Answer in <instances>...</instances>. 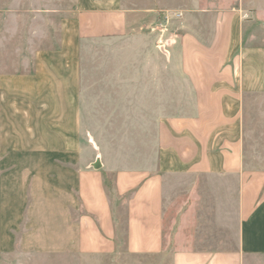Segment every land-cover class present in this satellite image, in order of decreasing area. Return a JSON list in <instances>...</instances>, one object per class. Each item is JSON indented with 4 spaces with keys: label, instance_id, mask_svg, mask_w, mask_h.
I'll return each instance as SVG.
<instances>
[{
    "label": "crops",
    "instance_id": "obj_1",
    "mask_svg": "<svg viewBox=\"0 0 264 264\" xmlns=\"http://www.w3.org/2000/svg\"><path fill=\"white\" fill-rule=\"evenodd\" d=\"M77 1L50 51L28 62L22 57L13 68L6 66L9 52H1L0 264H98L90 259L115 254L120 221L133 257L168 252L169 264H246L264 256V171L245 168L242 158L247 50L237 7L211 0L186 17L177 56L191 109L158 127L162 156L174 162L114 171L112 199L102 163L94 170L95 161L61 157L79 152L73 138L83 85L76 47L125 37L129 12L151 9H130L123 0ZM208 15L215 16L212 24ZM61 139L64 146L57 145ZM174 173L209 179L213 216L191 207L172 215L163 176Z\"/></svg>",
    "mask_w": 264,
    "mask_h": 264
},
{
    "label": "rangeland",
    "instance_id": "obj_2",
    "mask_svg": "<svg viewBox=\"0 0 264 264\" xmlns=\"http://www.w3.org/2000/svg\"><path fill=\"white\" fill-rule=\"evenodd\" d=\"M123 1L128 8L151 10L129 12L127 31L121 39L77 45L83 106L79 108L80 122L75 124L73 143L79 152L61 156L84 163L99 159L110 174L104 178L110 186L116 170L157 169L162 161L168 165L174 162L169 154L162 156L158 127L165 119L191 109L193 94L179 71L178 39L183 35L186 17L198 15L196 10L207 9L211 2ZM213 1L224 9L236 6L241 16L242 45L247 50L241 77L242 158L245 168L264 171V0ZM77 7V0H0V65L2 50L10 54L6 57L10 68L18 66L22 57L28 62L35 52L50 51L58 44L62 19L76 13ZM214 18L208 15L204 19L212 24ZM56 142L58 146L66 143L63 139ZM163 177L165 203H169L172 215L176 217L191 207L213 216L209 179L180 173ZM123 230L120 221L115 254L91 258L92 263L169 264L168 252L156 259L127 255ZM218 245L223 247L222 242ZM246 264H264V256L250 258Z\"/></svg>",
    "mask_w": 264,
    "mask_h": 264
},
{
    "label": "water",
    "instance_id": "obj_3",
    "mask_svg": "<svg viewBox=\"0 0 264 264\" xmlns=\"http://www.w3.org/2000/svg\"><path fill=\"white\" fill-rule=\"evenodd\" d=\"M91 167L94 169V170H99L101 169V162L99 159L95 160V162L91 165Z\"/></svg>",
    "mask_w": 264,
    "mask_h": 264
},
{
    "label": "trees",
    "instance_id": "obj_4",
    "mask_svg": "<svg viewBox=\"0 0 264 264\" xmlns=\"http://www.w3.org/2000/svg\"><path fill=\"white\" fill-rule=\"evenodd\" d=\"M104 186H105V188H106V190H107V192H109L111 195H114V193H113V186H112V184H111V186L107 183V181L106 180H104ZM110 191H112V193L110 192Z\"/></svg>",
    "mask_w": 264,
    "mask_h": 264
}]
</instances>
